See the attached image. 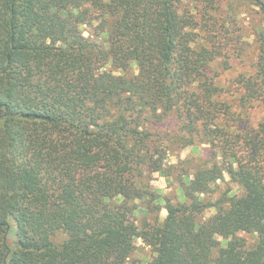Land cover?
Wrapping results in <instances>:
<instances>
[{
	"label": "trees",
	"instance_id": "trees-1",
	"mask_svg": "<svg viewBox=\"0 0 264 264\" xmlns=\"http://www.w3.org/2000/svg\"><path fill=\"white\" fill-rule=\"evenodd\" d=\"M249 39L241 110L264 108V0H0V264H129L136 240L149 264H264V123L212 70ZM189 146L172 202L152 177ZM225 175L241 193L210 201Z\"/></svg>",
	"mask_w": 264,
	"mask_h": 264
},
{
	"label": "rangeland",
	"instance_id": "rangeland-1",
	"mask_svg": "<svg viewBox=\"0 0 264 264\" xmlns=\"http://www.w3.org/2000/svg\"><path fill=\"white\" fill-rule=\"evenodd\" d=\"M256 18L253 13L247 12L241 16V21L244 27H250L253 23L256 22ZM85 35H87L85 33ZM245 35H249L248 30L245 32ZM249 42H252V39H249ZM245 55L242 59H236L232 61V68L230 71H222V66L220 63L216 62L212 65V70L214 73L220 74L221 84L226 88L225 93L222 94L221 99L232 104V109L236 113H241V117L244 118L245 125L250 128H255L259 124L264 123V108H249L241 110L237 104L234 102L235 98V83L234 79L238 74L250 72L249 65L255 59L254 46L252 43L246 47ZM108 69V68H107ZM147 126L153 129L155 132L160 134H165L173 128V125L170 122H147ZM203 148L201 146H189L185 149L170 151L166 158V165H174L176 168L170 171V176L165 178L160 174L153 175L152 186L159 190L161 195L164 197L170 198L172 202H184L182 192L180 190V183L184 182L182 175H188V178H192V174L199 160L203 157L202 155ZM179 175V177H178ZM181 175V176H180ZM181 181H179V180ZM213 192L210 195V201H216L226 191L229 189L230 194L236 193L240 194L241 191L238 187L229 183V178L225 175L223 181H219L212 186ZM214 209H208L201 214L200 219L205 220L210 216L215 214ZM166 216V211H161V220ZM13 227L15 225L13 224ZM247 242L251 245L255 242V239L249 235H241ZM64 239L62 234H57L53 237V241L58 243ZM15 241L14 237L10 236L7 240L8 244L12 245ZM152 252L149 247L144 245L141 240L135 241V253L131 259L133 264H149L152 259ZM131 262L129 264H131Z\"/></svg>",
	"mask_w": 264,
	"mask_h": 264
}]
</instances>
